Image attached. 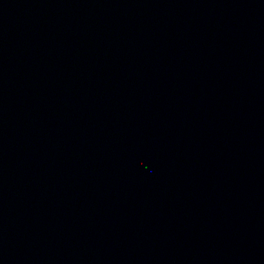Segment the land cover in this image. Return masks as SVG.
<instances>
[{
	"label": "water",
	"instance_id": "1",
	"mask_svg": "<svg viewBox=\"0 0 264 264\" xmlns=\"http://www.w3.org/2000/svg\"><path fill=\"white\" fill-rule=\"evenodd\" d=\"M91 264H264V0H3Z\"/></svg>",
	"mask_w": 264,
	"mask_h": 264
}]
</instances>
